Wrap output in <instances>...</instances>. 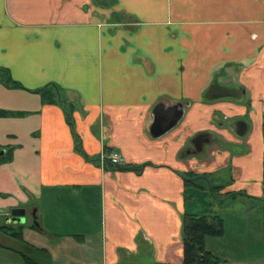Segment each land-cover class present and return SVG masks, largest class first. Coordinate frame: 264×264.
<instances>
[{
	"label": "crops",
	"instance_id": "0c3cea01",
	"mask_svg": "<svg viewBox=\"0 0 264 264\" xmlns=\"http://www.w3.org/2000/svg\"><path fill=\"white\" fill-rule=\"evenodd\" d=\"M2 68L25 88L0 83V219L25 209L23 242L54 264H184V216H220L214 187L261 224L256 246L224 224L206 250L264 264V0H0ZM160 103L185 114L153 138ZM110 149L123 165L101 164ZM11 238L0 264H25Z\"/></svg>",
	"mask_w": 264,
	"mask_h": 264
},
{
	"label": "trees",
	"instance_id": "16d2710c",
	"mask_svg": "<svg viewBox=\"0 0 264 264\" xmlns=\"http://www.w3.org/2000/svg\"><path fill=\"white\" fill-rule=\"evenodd\" d=\"M119 15H117L118 17ZM0 83L6 86H11L14 89H25L19 82L14 81L11 77L9 70L0 69ZM53 88H43L39 91L45 99L46 103L54 104L59 102V88L54 85ZM212 87L206 92L209 96V92ZM67 103V102H66ZM65 103V112L67 114V123L71 128L73 135L79 138L74 129L73 114L75 111V106L72 104ZM78 149L81 154L84 155V151L80 149V144ZM2 149L0 148V152ZM12 149L9 150V154ZM7 154V153H6ZM7 156L0 158V165L7 161ZM189 179H186L188 181ZM189 181H194L190 179ZM218 190L220 188H211V194L215 195L213 190ZM236 197V194H229L226 198ZM38 224V221L36 222ZM31 226L32 229L41 230L37 224ZM24 225H13L6 224L0 219V232L3 234H9L14 239L20 241L23 244L24 250L20 252L25 264H54L53 260L45 249L35 248L34 246L28 245L23 242V231ZM225 232L224 222L220 216L210 215H185L183 219V243H184V264H218V260L205 248V242L208 237H220L223 236ZM118 264H132V263H118Z\"/></svg>",
	"mask_w": 264,
	"mask_h": 264
},
{
	"label": "rangeland",
	"instance_id": "374dc122",
	"mask_svg": "<svg viewBox=\"0 0 264 264\" xmlns=\"http://www.w3.org/2000/svg\"><path fill=\"white\" fill-rule=\"evenodd\" d=\"M115 19H118V18H113L112 21H115ZM227 110L228 108L225 109L224 111H227ZM219 177H221L222 179H225V177H227L226 171L220 172ZM204 182L208 183V180L205 179ZM206 191H207V194L211 196V191L209 190H206ZM229 194L230 192H228V190L227 191L220 190L219 193L217 192L214 196L219 198L218 200L220 202L218 203V205L214 206L215 207L214 211L212 210L213 213H217L223 218L224 224L228 225V231H226L227 232V239H226L227 243H233L234 237L235 235H237V236H242L244 238H248L249 242H245L243 240L244 245L253 244L254 246H256L257 245L256 237L252 235L250 236V233L248 229H246V227L249 224L256 228L258 225L261 224V222L256 221V220H249L248 217H242V219L240 220H235V218H241V216H246L245 213H247L248 215L253 213L251 212L253 210V206H250V205L246 206L245 199L241 197H236L237 199L226 198V196ZM199 195L203 196V193L199 192ZM198 200L204 201V198L200 197ZM230 200L232 203H229ZM193 204H194L193 205L194 209H191L192 211L196 210L195 208H198V202H193ZM26 219L29 222H32L31 215L26 216ZM241 241L242 240H240L238 243L241 244ZM0 242L7 245L6 242L2 241L1 239H0ZM11 242L16 245L20 244L16 239H12Z\"/></svg>",
	"mask_w": 264,
	"mask_h": 264
},
{
	"label": "water",
	"instance_id": "95a60500",
	"mask_svg": "<svg viewBox=\"0 0 264 264\" xmlns=\"http://www.w3.org/2000/svg\"><path fill=\"white\" fill-rule=\"evenodd\" d=\"M185 114L184 104L178 103L167 105L165 103L158 104L153 110V123L150 128V134L153 138H160L173 130L183 119ZM203 136L197 139L198 149H202L205 142ZM7 151L0 152V158L6 155ZM26 210L16 208L11 211V216L7 219V224L23 225L26 221ZM37 224V223H36ZM38 225V224H37Z\"/></svg>",
	"mask_w": 264,
	"mask_h": 264
},
{
	"label": "built area",
	"instance_id": "2783aa9c",
	"mask_svg": "<svg viewBox=\"0 0 264 264\" xmlns=\"http://www.w3.org/2000/svg\"><path fill=\"white\" fill-rule=\"evenodd\" d=\"M101 164H110L111 166H121L123 165V157L115 149H110L101 158Z\"/></svg>",
	"mask_w": 264,
	"mask_h": 264
},
{
	"label": "flooded vegetation",
	"instance_id": "af4514ba",
	"mask_svg": "<svg viewBox=\"0 0 264 264\" xmlns=\"http://www.w3.org/2000/svg\"><path fill=\"white\" fill-rule=\"evenodd\" d=\"M202 136V135H201ZM200 139V137H199ZM204 141H206L207 137L204 135L203 138H202ZM201 140V139H200Z\"/></svg>",
	"mask_w": 264,
	"mask_h": 264
}]
</instances>
